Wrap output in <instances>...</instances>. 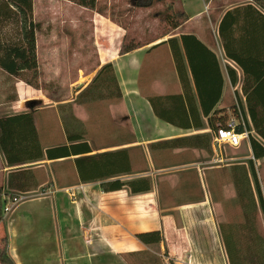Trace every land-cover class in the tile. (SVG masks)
I'll return each instance as SVG.
<instances>
[{
	"label": "crops",
	"instance_id": "0c3cea01",
	"mask_svg": "<svg viewBox=\"0 0 264 264\" xmlns=\"http://www.w3.org/2000/svg\"><path fill=\"white\" fill-rule=\"evenodd\" d=\"M167 1L185 13L188 20L173 31L177 33L146 42L124 55H118L124 28L93 11L92 22L99 31L96 66L87 74L79 70L82 75L70 88L81 89L77 96L99 68L110 63L116 82L114 89H118L120 98L115 100L118 102L111 101L109 108L126 116L129 128L124 133L119 131L121 127H115L117 129L113 133L97 138L95 134L102 133L101 125H96L94 130L84 127L83 140L89 143L92 152L56 160L43 157L35 162L10 166L0 151L1 199H8L6 193H12L17 200L5 221L7 253L14 264H126L127 258L144 256L141 253L148 251V247L141 244L135 235L160 231V223L164 224L167 222L164 220L170 217L156 219L151 190L131 195L123 187L106 193L100 183L148 178L152 189L151 171L154 173L155 168L164 169L168 165H184L183 157L190 149L163 148L158 145L162 141L201 135L204 147L196 149H212L209 116H204L202 111L211 108L216 100L212 110H221L224 115L228 105H233L235 89H239L242 97L247 124L241 89H254L258 79L264 78V17L249 6L250 0ZM136 2L133 1V6L139 7ZM101 21L106 26L111 25L113 30L96 27V23ZM183 36L194 39L186 37L182 40ZM169 38L177 40V61L166 42ZM36 53L38 61L39 54ZM40 70L38 68L42 77ZM0 89L7 93L0 100V118L26 112L31 107L35 109L33 125L41 152L69 145L61 122L60 103L52 100L43 102L37 95V101L32 100L33 97L28 96L33 92L41 94V90H33L1 70ZM35 102H40L41 106H32ZM72 105L73 110L76 107L86 110L89 125L103 120L99 112H94L104 108L101 102L74 101ZM154 110L167 120L157 117ZM72 117L74 120L68 121L74 125L69 128L77 130L81 121L74 115ZM240 123L244 130H248L244 121ZM247 142L251 152L248 139ZM123 150L129 160V172L123 171V158L117 156ZM140 151L146 152V158L141 153L143 157L139 156ZM173 151L171 163H167L169 160L165 162L163 158ZM101 153L113 155L102 157V164L95 174L108 173L110 176L105 180L80 181L74 160ZM139 157L142 158V167L151 170L135 175V161ZM112 158L118 162L108 165ZM105 159L109 161L107 164ZM64 165L68 167L67 174L71 178L65 179L68 183L59 185L58 181L64 174L59 167ZM25 168L29 171L14 173Z\"/></svg>",
	"mask_w": 264,
	"mask_h": 264
},
{
	"label": "rangeland",
	"instance_id": "374dc122",
	"mask_svg": "<svg viewBox=\"0 0 264 264\" xmlns=\"http://www.w3.org/2000/svg\"><path fill=\"white\" fill-rule=\"evenodd\" d=\"M1 1L3 0H0V7L3 5ZM133 1L98 0L96 8L102 15L124 28L127 41L146 43L165 34L168 30L165 13L167 7L173 8L168 1L152 2L149 8L133 6ZM146 1L135 0L137 4ZM93 16V11L63 0H33L32 19L39 25L35 32V47L39 54V60L37 61L36 57V61L41 69L42 77H39V80L43 90L41 94L33 92L28 97L37 101V95L43 102L52 100L60 103L62 126L74 125H70L68 121L71 114L81 121L80 125H77L78 129L85 130L88 127L94 130L96 125H101L102 133L95 134L99 138L113 133L114 129H117L115 127H121L119 131L124 133L129 125L123 112L114 113L109 108L111 101H119L115 96L113 82L97 81L95 85L100 86L97 89L100 94L94 93L91 96H78L80 93L75 96L81 89L70 88L78 81L79 75L89 73L96 66L99 31L94 28ZM15 19L14 16L0 15V43H20V26ZM98 26L110 32L113 30V27L109 24L106 26L104 21L97 22L96 27ZM107 75L110 73L107 72ZM20 76L25 79L28 74L24 72ZM229 93L232 98L231 89ZM5 94L6 91L0 89V100L4 99ZM74 101L101 102V107L104 108L95 109L94 112H99L98 115L103 120L89 125L86 110L77 107L73 110ZM40 102H35L32 106L39 107ZM232 102L233 105L229 104L228 110L223 111L227 124L233 122L237 125L244 121L247 129L239 89L234 90ZM174 152L163 160H169L167 163H171V155L173 156ZM140 153L141 151L139 156L142 154L146 158L145 151ZM217 155L216 157L212 149L204 151L190 148L183 157L184 165H168L164 169L155 168L154 173L151 171V192L156 219L161 220V217L168 216L170 218H166L164 221L167 222L164 224L160 223L159 232L163 241L158 245L149 246L147 256L127 258L128 261L133 264H227L221 231L233 233L244 264H251L252 253L257 257L261 256L262 260L258 236H264V220L258 205L254 214L252 209H247L248 193L244 190L247 180L253 188L248 167L249 160H252L264 199V159L251 158L247 139L241 141L236 148L222 145ZM141 157L135 161L138 166H135V175L151 170L142 167ZM59 169L64 174L57 183H68L66 180L71 178L67 174L68 167L64 165ZM10 208L5 211L4 205H0V250L4 241L7 250L5 221L13 207ZM0 264H3L1 259Z\"/></svg>",
	"mask_w": 264,
	"mask_h": 264
},
{
	"label": "trees",
	"instance_id": "16d2710c",
	"mask_svg": "<svg viewBox=\"0 0 264 264\" xmlns=\"http://www.w3.org/2000/svg\"><path fill=\"white\" fill-rule=\"evenodd\" d=\"M63 1L70 2L81 8L90 11H96L97 13L102 14L101 12L97 11L96 0ZM250 1L251 3L249 6L257 10V12L264 17V0ZM152 2H162V0H147L143 3L138 2V6L143 8L151 7L153 4ZM1 3L3 5L0 7V15H7V17L14 16L16 18L15 20L20 26L21 39L20 43H0V70L10 78L21 80L25 85L29 86L33 90H43L41 89L42 82L39 81L40 72L38 71L36 61L35 32L39 29V25L34 23L32 19L33 0H3ZM165 16L168 23V30L158 39L167 36L169 33L173 32L188 20V16L185 13L171 7H167ZM186 37L191 36H183L182 40H184ZM191 38L194 39L193 37ZM166 42L169 43L172 55L177 61V40L175 38H169ZM144 44L146 43H138L132 40L127 41L125 34L119 46L118 55L129 53L142 47ZM24 72L28 74V77L25 79L21 78L20 76ZM107 72L110 73V75L106 76ZM103 80L105 82H113L114 87H116L112 65L110 63H106L99 68L87 87L83 89L78 96H91L94 93L100 94L97 92V89H99L100 86L95 84L97 81L102 82ZM258 80L259 82L254 89H241V94L245 99V113L248 121L247 131L249 132L248 141L250 144L253 160H259L264 157V78L261 77V79ZM258 86L259 88L257 89ZM114 92L116 98L119 99L120 94L118 89H114ZM215 103L216 100L213 101L211 108L202 111L204 116H209L208 125L210 126L211 131H214L217 128L227 127L226 117L221 114L222 111L212 110V106ZM33 111H35V109L31 107L26 112H21L14 115H6L0 118V151L7 165L11 166L15 163L25 164L29 162H35L43 157L47 160H56L60 158H67L71 155H82L92 152L89 143L83 140L84 131L80 128L73 130L69 128V124L63 125L66 142H68L69 145L63 144L53 148H48L44 151V153L41 152L37 141L36 129L33 125ZM155 114L157 117L167 120L161 117L159 113L155 112ZM68 119L70 121L74 120L72 116L68 117ZM77 125L80 124L78 123ZM235 131L237 133H242L244 131V126L242 124H237L235 126ZM16 133L19 135L16 136ZM158 145H161L163 148L167 149L198 148L200 146L204 147V143L201 141V135H191L175 138L172 140H166L159 142ZM119 153L117 156L120 155V157L123 158H121L124 165L123 171L129 172L130 166L129 160L126 156V151L123 150ZM112 155L113 153H101L96 155H88L85 157H78L75 159L74 165L78 179L82 182H85L96 179L105 180L108 178V176H110L108 173L103 175H97L95 173L99 170L102 164V157H108ZM105 161L106 164L107 162L111 161L108 163V165H113L115 161L118 162V159L112 158V160L109 159V161L105 159ZM248 167L253 188L251 187L249 180H247L246 189L244 190L248 193L249 205H247V209H252L254 214L258 205L264 220V199L260 190L257 176L255 174L252 160H249ZM26 171H29V168L18 169L14 173L21 174L25 173ZM100 187L102 191L106 193L122 190L123 187H126L125 189L129 194L136 195L150 192L151 183L148 178H139L127 182L113 180L101 182ZM6 195L9 197V199H14L15 197L12 195V193H6ZM3 203L4 201L0 198V205ZM135 238L141 244L147 247L158 245L163 241L162 235L159 231L139 233L135 235ZM258 238L261 244L262 260H260L261 256L257 257L252 253L251 264H264V236H258ZM221 240L224 247L227 264H244L238 249L237 240H235L233 233H223L221 231ZM5 245L6 243L4 241L2 249L0 250V259L3 264H14L12 258L7 253ZM141 254L146 255L147 253L143 252ZM125 262L126 264H133L128 260Z\"/></svg>",
	"mask_w": 264,
	"mask_h": 264
},
{
	"label": "built area",
	"instance_id": "2783aa9c",
	"mask_svg": "<svg viewBox=\"0 0 264 264\" xmlns=\"http://www.w3.org/2000/svg\"><path fill=\"white\" fill-rule=\"evenodd\" d=\"M235 124L230 122L227 124L225 128H217L216 130L212 131V150L214 151L216 157L217 151L221 148L222 145H228L230 147L236 148L240 145L241 141L248 139L249 132L244 130L242 133H237L235 131ZM6 198V197H5ZM7 201L4 205V210L8 211L11 209L10 207L13 206L17 200L16 199H4L3 201Z\"/></svg>",
	"mask_w": 264,
	"mask_h": 264
}]
</instances>
